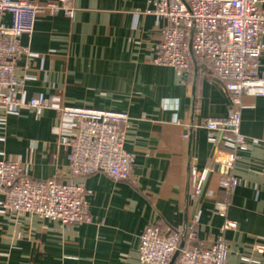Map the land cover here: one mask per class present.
<instances>
[{"label":"crops","instance_id":"0c3cea01","mask_svg":"<svg viewBox=\"0 0 264 264\" xmlns=\"http://www.w3.org/2000/svg\"><path fill=\"white\" fill-rule=\"evenodd\" d=\"M73 5L72 17L39 16L33 34L22 36L28 48L18 63L25 78L22 97L61 95L67 105L128 112L125 148L135 154V182L89 175L92 221L79 225L8 211L0 194V264H139L140 235L151 224H193L198 242L215 241L225 218L214 202L226 194L218 174L210 173L204 191L193 197L191 169L211 167L225 150L205 127L229 112L223 84L208 64L195 65L185 79L172 67L152 63L164 21L147 13L148 0H73ZM3 23L11 25L10 15ZM261 64L264 74V54ZM244 105L240 129L248 147L234 166L240 184L227 211L237 224L225 232L228 264H264V97L245 96ZM5 115L0 108V159L20 160L36 179H77L54 110L38 118L27 108Z\"/></svg>","mask_w":264,"mask_h":264},{"label":"built area","instance_id":"2783aa9c","mask_svg":"<svg viewBox=\"0 0 264 264\" xmlns=\"http://www.w3.org/2000/svg\"><path fill=\"white\" fill-rule=\"evenodd\" d=\"M148 3L147 13L164 21L152 63L172 67L185 79L193 74L195 65H210L213 77L228 94L230 109L226 116L205 124L210 140L216 142V133L225 150L217 153L211 167L191 169L193 197L204 191L210 173L219 176V187L226 194L214 202L216 213L225 218L221 235L211 243H200L193 224L183 228L148 225L140 235L139 264H170L176 252L179 254L174 264H228L230 251L225 232L237 224L227 219V211L231 192L240 184L234 166L239 153L248 147V138L240 129L244 97H264V0ZM59 12L72 17L73 0H0V108L5 116L17 115L27 108L37 118L47 109L54 110L65 128L60 141L69 149V170L77 179H36L27 174L20 160L5 158L0 159V194L8 211L79 225L92 221L85 179L102 172L116 182H135V154L125 148L131 122L126 111L67 105L61 95L39 94L23 99L25 78L18 74V63L28 48L23 46L22 36L33 34L39 16ZM6 15L11 17L10 26L3 23Z\"/></svg>","mask_w":264,"mask_h":264},{"label":"water","instance_id":"95a60500","mask_svg":"<svg viewBox=\"0 0 264 264\" xmlns=\"http://www.w3.org/2000/svg\"><path fill=\"white\" fill-rule=\"evenodd\" d=\"M184 246V243L181 244V248ZM179 252H176V254L174 255V257L172 258L170 264H174V261L176 260L177 256H178Z\"/></svg>","mask_w":264,"mask_h":264}]
</instances>
